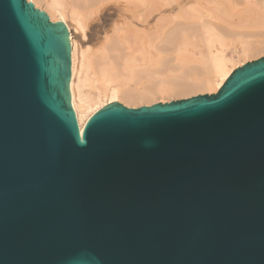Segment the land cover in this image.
Returning a JSON list of instances; mask_svg holds the SVG:
<instances>
[{
	"label": "water",
	"instance_id": "water-1",
	"mask_svg": "<svg viewBox=\"0 0 264 264\" xmlns=\"http://www.w3.org/2000/svg\"><path fill=\"white\" fill-rule=\"evenodd\" d=\"M68 35L0 0V264H264V56L80 132Z\"/></svg>",
	"mask_w": 264,
	"mask_h": 264
},
{
	"label": "bare ground",
	"instance_id": "bare-ground-1",
	"mask_svg": "<svg viewBox=\"0 0 264 264\" xmlns=\"http://www.w3.org/2000/svg\"><path fill=\"white\" fill-rule=\"evenodd\" d=\"M27 1L44 12L52 23L65 25L69 32V92L80 132L94 113L111 103L123 101L131 105L147 103L148 106L157 96L216 92L234 71L236 63L264 55V0H246L258 7L256 11L247 10L249 3L242 7L240 0H225L226 3L195 1L163 21L161 32L156 34V43L148 42L147 36H142L139 30L133 31L136 32L134 45H139L132 51L128 39L123 37L124 30L115 26L112 36L102 45L101 55L79 53L70 32L73 29L83 35L89 22L112 0ZM159 2L156 10L169 7L178 0ZM121 4L131 7V14L126 19L133 27L148 24L147 18L154 11V3L148 0H121ZM141 8L144 9L142 12ZM244 12L246 18L241 17ZM141 46H146L150 52L142 50ZM171 58L174 65L168 68L166 59ZM142 78L155 79L156 83L140 89ZM98 104L99 108L93 111Z\"/></svg>",
	"mask_w": 264,
	"mask_h": 264
},
{
	"label": "rangeland",
	"instance_id": "rangeland-1",
	"mask_svg": "<svg viewBox=\"0 0 264 264\" xmlns=\"http://www.w3.org/2000/svg\"><path fill=\"white\" fill-rule=\"evenodd\" d=\"M148 1H151V3H154V4H152V7H153L154 11L152 13H150L149 17L147 18L148 24L141 23V27H133L134 26L133 24H131V26L129 25V20L126 19V17H128L131 14V12H130L131 7H126V6L124 7L123 6L124 4L123 5L121 4V0H112L108 4L103 6V8L100 10V12H99L97 17H95L94 19H92L89 22V24L87 25L83 35L80 32L75 31V30L72 29L71 32H70V35H72L73 40L76 42V45H77L79 53L80 52H89V53L94 54V55H101V53H102V51H101L102 45H103V43H105L112 36V33H113L112 31H113L115 26L120 27V28H122L124 30V36L123 37L125 39H128L127 40L128 44L132 48L131 51L136 49L137 46L139 45V44H135L134 45V42H133V35H135V33H136V32H133V31H136V30L137 31L139 30V33L142 34V36L143 35L147 36L148 38L146 37V40L148 42L152 41V42L156 43L157 40H158L156 34L161 32V30H162L161 27H162V25L164 23L163 21L164 20H168L169 18H172L174 15L179 14L181 9L183 10L186 6H188V4L193 3L195 1H198V0H178L177 3H175V4L172 3L173 5L171 4L169 7L168 6L167 7H163L161 10H156L155 9V7H157V4L160 3L159 2L160 0H148ZM199 1L206 2L208 0H199ZM27 2H29V1H27ZM224 2H225V0H220V3H224ZM250 2L246 1V0L245 1L244 0H240L239 3L241 4L242 7H244V4L249 3V6H248L247 10L256 11L255 8L257 6L254 7ZM242 9H245V8H242ZM242 9L239 8V10H242ZM143 10L144 9L141 8V12ZM126 11H128V12L125 13ZM147 12L148 11H146V13ZM242 15L244 16V18H246V13L245 12L243 14H241V17H242ZM244 18H243V21H244ZM116 24H118V25H116ZM158 26H160V27H158ZM158 28H159V30H158ZM156 29H157V31H156ZM149 30L152 33L151 32L149 33ZM153 31L156 32V33H154ZM146 32H148L147 33L148 35L146 34ZM143 42H145V41H143ZM144 45H146V43H144ZM143 46H141V47H143ZM145 48H147V47L145 46ZM145 48L143 47L141 49L145 50L146 52H150V50H148V48L147 49H145ZM263 56L264 55L262 54V56H258L257 58L241 61L240 63L238 62V63L235 64L234 70L239 68V67H241V66H243V65H245L246 63H249L251 61L257 60V59H259V58H261ZM166 64H168L170 66V67L168 66V68L173 67L174 62H172V58L171 59H166ZM148 65L151 66L150 64H148ZM166 69L167 68H165V70ZM155 83H156L155 79H149L148 80L147 78H142L141 82L139 83V88L140 89L141 88H148V87H150L151 85H153ZM211 91H213V92H211ZM211 91H210V93L207 92V91L198 92V93H194L193 95L190 94L188 96L187 95H181L180 93H177L174 96H161V97L157 96V98H154L153 100L151 99L153 102L151 100L149 101V103H151V104H148V106L154 105V104H158V103H170V102H173V101H178V100H181V99H188V98L195 97V96H198V95H212V94L217 93V91L214 92L215 90H211ZM104 101H106V100H104ZM118 103L124 105L127 108H133V109H136V108H139V107H142V106H147L146 105L147 103H145V104L141 103V104H137V105L127 104V103H125L123 101H120ZM128 105H130V106H128ZM99 106H100L99 104L94 106L92 108V110L95 111L96 109L99 108Z\"/></svg>",
	"mask_w": 264,
	"mask_h": 264
}]
</instances>
